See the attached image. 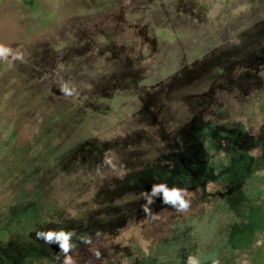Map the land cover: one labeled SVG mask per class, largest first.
I'll return each mask as SVG.
<instances>
[{"label":"rangeland","instance_id":"1","mask_svg":"<svg viewBox=\"0 0 264 264\" xmlns=\"http://www.w3.org/2000/svg\"><path fill=\"white\" fill-rule=\"evenodd\" d=\"M0 45V264H64L49 230L75 264H264V0H0Z\"/></svg>","mask_w":264,"mask_h":264},{"label":"trees","instance_id":"2","mask_svg":"<svg viewBox=\"0 0 264 264\" xmlns=\"http://www.w3.org/2000/svg\"><path fill=\"white\" fill-rule=\"evenodd\" d=\"M253 167H256V163L253 162ZM182 175H186L185 172L182 173ZM251 219H252V225L245 230V232L242 234L244 238H246L247 243H251L254 236L264 229V207L261 205H251L248 209ZM24 255L21 259H19V264H34L39 263L44 259V254L42 253L41 249L39 248H31L24 250ZM136 258L134 256H128V262L134 263ZM16 262L12 261H6L5 264H15ZM17 263V264H18ZM121 263V261L119 262ZM123 264V263H122Z\"/></svg>","mask_w":264,"mask_h":264},{"label":"clouds","instance_id":"3","mask_svg":"<svg viewBox=\"0 0 264 264\" xmlns=\"http://www.w3.org/2000/svg\"><path fill=\"white\" fill-rule=\"evenodd\" d=\"M11 49L5 47L4 45H0V58H4V54L10 52ZM22 58L20 54H17L14 59H19ZM110 162V161H109ZM162 187V185H161ZM171 198L177 199L179 198L178 193L172 192L169 194ZM183 206H187L186 202H182ZM75 235L74 232H65L63 230L60 231H53L49 230L47 232H38L37 237L43 239L46 243H51L53 240L59 241L60 242V250L62 253L65 254L64 258V264H75V261L72 259L71 256L67 255L71 248L72 245L69 243V238L71 236ZM86 243H91L90 240H86ZM97 256H99V253H97ZM189 264H196L195 260H192L190 258Z\"/></svg>","mask_w":264,"mask_h":264}]
</instances>
